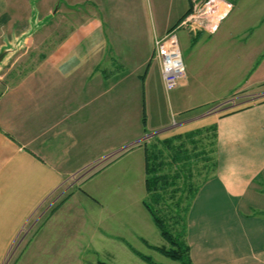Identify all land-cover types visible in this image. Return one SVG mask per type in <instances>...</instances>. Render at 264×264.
<instances>
[{"label": "crops", "instance_id": "1", "mask_svg": "<svg viewBox=\"0 0 264 264\" xmlns=\"http://www.w3.org/2000/svg\"><path fill=\"white\" fill-rule=\"evenodd\" d=\"M203 1L177 0L180 9L173 21L148 32L146 14L138 15L133 7L138 0H72L73 14L62 16L75 23L60 30L56 45L31 61L39 29L15 50L29 54L25 61L5 64L3 59L0 264L11 246L20 243L16 239L26 220L68 174L108 151L133 143L140 147L147 135L193 137L211 128L213 171L192 198L186 218L191 256L203 264L212 254L200 260L197 252L216 241L228 244L218 264H264V0L260 5L221 0L226 11L217 30L189 33L194 44L186 77L168 98L170 114L179 117L174 124L166 107L156 103L151 65L146 68L155 58L154 39ZM32 2L0 0V40L8 35L2 32L6 22L33 20V9L28 12ZM9 10L15 11L6 15ZM40 15L37 20H44ZM205 34L209 36L203 38ZM144 35L147 46L138 59V37ZM158 81L163 84L161 67ZM232 93L237 101L250 103L203 114L207 104ZM134 149L111 161L104 176L115 170L127 176L134 168L144 178L145 152ZM123 184L117 193L128 194ZM96 189L91 187L90 194L96 195ZM59 241L30 237L11 264H78L84 259L78 252H60Z\"/></svg>", "mask_w": 264, "mask_h": 264}, {"label": "rangeland", "instance_id": "2", "mask_svg": "<svg viewBox=\"0 0 264 264\" xmlns=\"http://www.w3.org/2000/svg\"><path fill=\"white\" fill-rule=\"evenodd\" d=\"M40 1L33 0L28 5V12L33 9V20L27 22L23 20L8 21L5 27L2 25V32L5 30V34H8L0 40V52L6 51L5 64L10 60L25 61L28 58L29 54H23L22 52L24 49L17 52L15 50L18 49L17 46L20 44V47L23 48L26 44V38L36 30L41 29L38 31L39 33L37 32L40 35L34 42L36 44L34 51L37 53H32L31 61L39 59V51L42 49L48 50L60 41V30L69 29L75 23L71 19H67L71 16L67 18L62 16L63 14L67 16L73 14L72 0ZM176 1L138 0L136 6L133 7L138 15L143 14L144 16L146 14L144 22H147V31L149 32L150 27H154L156 24L164 25L178 14L180 5ZM261 1L255 0L254 2L260 5ZM14 11L9 10L5 13L6 15H12ZM23 11L25 12V7ZM260 11L262 9L258 10V12ZM38 14H41L40 16L45 19L38 21ZM174 29L178 35L182 60L186 67L194 40L187 29L177 26ZM207 36L209 35L205 34L203 38H207ZM138 39L141 41V45L136 57L141 59L147 46V36L144 35L143 38L139 36ZM11 49H14L13 54L8 56ZM159 64L158 60L154 58L148 61L146 68L151 65L149 73L150 78L155 81L156 103L166 107L170 121L174 124L179 117L170 114L171 108L168 103V98L173 94V91H166L164 85L159 84ZM6 71L8 72L7 66L4 72ZM236 94L232 93L222 100L211 102L207 104L208 106L205 105L203 114H210L217 105L231 100L236 97ZM235 103L234 105L233 103L228 104L221 111L227 112L232 107L250 103V101H235ZM198 131L200 132H196L193 137L185 133H182V135L180 133L172 134L173 136L167 133L157 137L147 135L145 140L140 143L142 146L134 147L136 143H133L128 145L127 150H124V153L132 148L144 152L145 148L149 151L155 150L159 154L158 162L162 161L163 163L157 174H168L174 179V185L169 183L163 189L147 192L144 180L146 179L145 170L144 178L143 175L141 176L136 170H133L134 168L129 170L130 173L127 176H121L115 170L113 174L109 173L105 177L104 168L119 154L90 171H88V167L84 169L85 165L82 166L83 170L81 172L68 174L58 189L52 192L26 220L17 236L18 240L16 239L19 242V238H21L20 243L11 246L10 249L14 248L15 253L7 264H11L15 256L25 248L30 237L37 238L41 236L49 239L52 237L59 239L60 252L68 251L81 254L84 259L78 261V264H149L136 255L133 248L149 255L158 263L180 264L179 261L166 257L145 242L146 240L155 246L170 245L153 222L144 201H147L154 209L159 211L166 221V226L179 241L182 242L183 240L184 243H187L185 235L188 209L198 188L212 174V163L214 161L212 130L200 129ZM112 178H116V180L114 181ZM121 181L124 183L123 189H127L128 194L117 193L120 190ZM91 187L97 188L96 195L90 194ZM109 212H112L110 214H113V217L109 215ZM108 216L110 217L108 218ZM227 247L228 244L220 245L213 241L207 246H202L197 252V257L203 260L208 253H211L212 255H208L203 264H218L223 261L224 256L221 255V252ZM10 249L4 261L8 258ZM189 250L190 260L193 264H197L191 256L190 246Z\"/></svg>", "mask_w": 264, "mask_h": 264}, {"label": "built area", "instance_id": "3", "mask_svg": "<svg viewBox=\"0 0 264 264\" xmlns=\"http://www.w3.org/2000/svg\"><path fill=\"white\" fill-rule=\"evenodd\" d=\"M220 2L221 0H205L199 3L194 7L192 12L182 19L177 27L185 28L192 34L197 33L199 30H206L209 33H214L218 28L219 20L225 15L226 11L225 8L220 6ZM174 28L154 39V57L157 58L160 63L163 85L166 91H171L179 87L182 80L186 77V67L182 60L178 35ZM237 100V97H234L227 102L217 105L212 110H214L213 112L221 111V109H225L230 103H233V105L236 104L235 101ZM127 148L129 147L124 146L120 149L107 152L100 158L87 164L84 169L88 167V171H90L105 161L114 158L121 152H124ZM82 170L83 168L77 170L75 173L77 174L78 171L81 172ZM14 250V248L10 249V254L3 264H7L15 253Z\"/></svg>", "mask_w": 264, "mask_h": 264}, {"label": "trees", "instance_id": "4", "mask_svg": "<svg viewBox=\"0 0 264 264\" xmlns=\"http://www.w3.org/2000/svg\"><path fill=\"white\" fill-rule=\"evenodd\" d=\"M192 8H190L183 18L187 16L191 12ZM182 18V19H183ZM181 19V20H182ZM213 130V128H211ZM159 154L155 152V150L149 151V149L145 148V171H146V189L147 192H153L158 189L166 188L169 183L174 185L173 180L168 174H157V171H159V167L163 165L162 161L158 162ZM170 184V185H171ZM144 205L149 211L151 218L153 222L156 224V226L159 228L161 235L169 242V246H155L150 244L148 241V246L155 249L156 251L162 253L166 257L179 261L180 264H193L189 257V245L187 243H184L182 240L179 241L178 238L174 235L173 232H171L168 227L166 226L165 219L160 215L159 211L154 209L147 201H144ZM133 251L136 255H138L141 259L146 261L149 264H162L158 263L153 260L152 257L149 255H146L142 252H139L138 250H135L133 248ZM104 264V263H100Z\"/></svg>", "mask_w": 264, "mask_h": 264}, {"label": "water", "instance_id": "5", "mask_svg": "<svg viewBox=\"0 0 264 264\" xmlns=\"http://www.w3.org/2000/svg\"><path fill=\"white\" fill-rule=\"evenodd\" d=\"M11 50H12V49H11ZM11 50H10V51H11ZM10 51H9V52H10ZM5 52H6V51H1V52H0V64H1V62L3 61L4 57H5V54H6Z\"/></svg>", "mask_w": 264, "mask_h": 264}]
</instances>
